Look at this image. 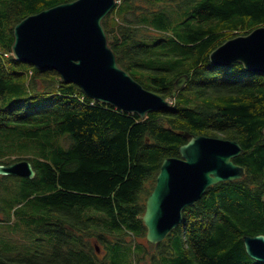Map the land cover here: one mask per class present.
Wrapping results in <instances>:
<instances>
[{
    "label": "trees",
    "instance_id": "trees-1",
    "mask_svg": "<svg viewBox=\"0 0 264 264\" xmlns=\"http://www.w3.org/2000/svg\"><path fill=\"white\" fill-rule=\"evenodd\" d=\"M68 1L0 0V163L25 157L37 171L0 174V264H124L123 243L141 245L133 261L145 262L146 199L186 131L239 141L234 161L246 175L185 209L162 241L169 255L178 243L174 260L149 253L144 264H264L244 244L264 234V72L210 61L221 43L264 25V0H121L103 24L122 67L168 98L177 77L190 76L172 107L145 118L11 54L19 21ZM92 237L120 246L111 263Z\"/></svg>",
    "mask_w": 264,
    "mask_h": 264
},
{
    "label": "water",
    "instance_id": "water-1",
    "mask_svg": "<svg viewBox=\"0 0 264 264\" xmlns=\"http://www.w3.org/2000/svg\"><path fill=\"white\" fill-rule=\"evenodd\" d=\"M118 0H72L30 14L14 27L12 53L18 61L41 69H55L66 83L78 85L94 100L112 104L145 118L149 112L170 108L190 76L177 77L171 97L149 90L124 69L110 45L104 18ZM216 66L242 63L247 71L264 72V25L230 37L210 53ZM188 139L180 156L163 160L156 183L145 203L146 238L158 244L184 223V211L200 200L207 189L246 175L234 159L244 148L236 139L183 133ZM29 159L0 163L1 175L34 178ZM247 253L264 262V234L245 235ZM97 251L99 247L97 246Z\"/></svg>",
    "mask_w": 264,
    "mask_h": 264
},
{
    "label": "rangeland",
    "instance_id": "rangeland-1",
    "mask_svg": "<svg viewBox=\"0 0 264 264\" xmlns=\"http://www.w3.org/2000/svg\"><path fill=\"white\" fill-rule=\"evenodd\" d=\"M118 2H119V0H118ZM4 23H5V21H4ZM215 134L216 135H214V136H218V137H223L224 136L222 133H215ZM21 159H27V158L21 157L19 160H21ZM1 216H2V214L0 213V217ZM107 236H108L109 239L113 237V236H111L109 234ZM127 239L130 240V239H132V237H128ZM167 240H168V237L164 241H167ZM172 240L173 241L176 240L175 236L172 238ZM91 241L96 247L97 246L99 247V251L97 253L100 255V258H104L105 255L107 254V252H109V255H108V258H107V262L111 263L112 262V255L114 253V249L116 247H120V246L119 245H114V244L108 242L107 243V248H106V244L100 242L99 240H97L96 237H92ZM138 241L142 245L147 246V249H148L147 259H146L145 262H142V264L151 263L152 256L149 257V253H150V255H152L153 253H157L158 257H159V254L160 255H164L162 258L168 257L171 260H174L175 256H177L179 254V249L177 248L178 247V243L177 242H176V250H175L174 254L173 255H169V254H167L165 249L162 248V246H163V244L165 242H162L161 245H157L156 247L153 248L152 246L149 245L146 236L145 237H140L138 239ZM128 244L129 243H123L121 245L122 250H123V252L121 254L124 256V261H125L124 264H135L133 260H139L138 259V255L142 252V246L137 243V247L134 249V247L130 248ZM180 245H181V243L179 242V246ZM169 262L171 263L172 261H169ZM158 263H160V261L156 262L155 264H158Z\"/></svg>",
    "mask_w": 264,
    "mask_h": 264
},
{
    "label": "built area",
    "instance_id": "built-area-1",
    "mask_svg": "<svg viewBox=\"0 0 264 264\" xmlns=\"http://www.w3.org/2000/svg\"><path fill=\"white\" fill-rule=\"evenodd\" d=\"M121 0H119V2H120ZM83 99V98H82Z\"/></svg>",
    "mask_w": 264,
    "mask_h": 264
}]
</instances>
